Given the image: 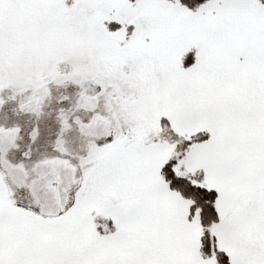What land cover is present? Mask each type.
<instances>
[{
    "label": "snow or ice",
    "instance_id": "6c2138e0",
    "mask_svg": "<svg viewBox=\"0 0 264 264\" xmlns=\"http://www.w3.org/2000/svg\"><path fill=\"white\" fill-rule=\"evenodd\" d=\"M0 264H264V0H0Z\"/></svg>",
    "mask_w": 264,
    "mask_h": 264
}]
</instances>
